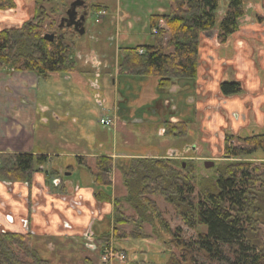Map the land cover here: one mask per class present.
Returning <instances> with one entry per match:
<instances>
[{"label": "trees", "instance_id": "1", "mask_svg": "<svg viewBox=\"0 0 264 264\" xmlns=\"http://www.w3.org/2000/svg\"><path fill=\"white\" fill-rule=\"evenodd\" d=\"M82 1L94 13L106 11L92 0ZM167 1L172 3L170 11L151 18V29L158 28L160 21L167 23L166 46V32L158 29L152 44L121 48L117 61L119 75L156 78L160 99L177 83L196 81L202 36L217 31L224 43L239 31L240 21L247 16V3L254 0ZM59 2L63 7L53 5L51 14L69 8L67 0ZM50 4L51 0H36L31 21L0 32V71L47 79L52 74L66 76L75 70L79 34L72 28H57L59 23L48 14L46 6ZM15 7L14 0H0V11ZM48 19L50 25H46ZM54 32V41L45 40V35ZM219 90L225 97H238L244 91L239 81L222 82ZM163 132L169 137L185 139L189 136V124L168 120L163 124ZM222 158L226 163L216 166L213 174L206 177L195 163L188 162L183 167L185 162L175 158L131 155L128 159H114L99 155L90 166L87 156H77L78 166L91 173L93 185L100 191L98 196L113 205L112 229L98 238L102 260L111 263L112 259H105L108 253H125L120 249L124 241H150L153 235L145 228L149 225L156 236H168L170 245L182 254L170 253L166 264H191L196 253L226 264H264V232L260 228L264 226V134H226ZM256 158L262 161L256 163ZM49 160L45 155L1 153L0 181L30 183L33 174L42 171ZM115 170L120 173L127 192L122 198L112 196ZM155 197L163 198L177 217L196 231L195 240L183 239L180 229L170 227ZM127 208H132L135 215H128ZM0 264L50 262L34 248L31 234L0 232Z\"/></svg>", "mask_w": 264, "mask_h": 264}, {"label": "rangeland", "instance_id": "2", "mask_svg": "<svg viewBox=\"0 0 264 264\" xmlns=\"http://www.w3.org/2000/svg\"><path fill=\"white\" fill-rule=\"evenodd\" d=\"M95 1H98L108 8L107 18L103 20L104 18L102 16H97L94 12L88 16L85 25L86 33L84 35H79L77 41L75 70L66 76L52 74L47 79H38V82L35 84L36 91L24 88L20 93V95L27 98V101L30 103L36 100L39 105L45 107L50 106L51 108L50 112L42 116L38 114L34 120V134L29 146H32L35 151H43L46 153L65 151L69 153L71 148H66V145L69 144L73 146V151L84 150L90 153L97 151L100 153L95 154L99 155H102V152H107L108 149L112 151L118 147L121 155H115V159H128L131 158V156L127 155L133 154L152 153L160 154L161 156L167 154L166 157L168 158L184 161L185 167L188 162L195 163V165L202 170L200 173L207 177L213 174L216 166L224 164L227 161L222 158L226 134L247 136L251 135L252 131L264 134V120L260 123V127L255 125L259 118H263L261 115H264V98H262L264 95L258 99L247 98L245 100H240V98H238L237 102H234L235 100L225 99L227 97L224 96V99L215 96L214 93L218 90V82H215V86L209 89L206 87L207 84L205 85L203 81L199 82L201 84L200 86L196 85V82H179L177 86H175L177 89L173 88L169 93V99L172 100V105L165 108L163 111L164 114L162 113V123L164 120L173 121V119H176L174 118L175 114L179 119L182 118V120L190 123L189 136L185 140L163 135V131L161 132V130H159V127L161 129L163 124H160V121L157 120L152 121L151 125L146 123L134 124L130 122V120L134 118L145 119V114L148 113L150 104L144 106L142 112L132 113L130 110H127V105L124 101H119L118 105L122 115L120 121L119 119L116 120L115 131H113L114 128L112 127H104L100 122V118H102L103 115L109 117L107 114H113L114 104L117 103L115 102V97L119 96L125 100L130 95L131 100L134 95H137L138 91L143 89L138 79L136 80L138 83H131L130 81L135 79L124 75L117 77V71L113 64H115L117 60L120 49L152 44L155 39L154 35L158 34V29L166 32L164 38V45L166 46L169 37L167 23L165 20L160 21L158 26H156L158 28L151 29V18L155 15L165 14V9L168 10L166 7L169 1ZM53 5L59 7L63 6L60 2L55 3V0H51V4L46 6L50 19L55 18L59 23L62 17V10H59V13L56 15H54V13L51 14ZM67 5H69L68 2ZM53 10L56 9L54 8ZM223 10L224 9H222L221 13L219 12V20H222ZM246 11L247 16L245 15L240 21L239 31L227 38L224 43L221 42L217 31H212L202 36L200 41V53L203 57L201 60L202 69L213 72V70H211L212 68L221 70L222 65L226 64V69L230 68L234 71L235 68H239L240 70L246 58H251V60L254 59L258 66L260 62L263 61L264 67V0L248 2ZM168 12L169 11H167V13ZM16 13H19V11ZM124 13H128L129 16H131V30H125L126 26L120 23V16L121 14L123 16ZM50 19H48L49 22H47L46 25H50ZM54 27H56V25ZM47 28L50 31V27L47 26ZM155 29L157 31H155ZM52 31H54V29H52ZM249 41L251 42L248 43ZM257 43L263 46V49H261V56L258 57V59L255 57L253 58L249 51H245L246 53L243 58L237 56L238 53L244 54L242 53L243 50L249 49L247 44L255 46ZM94 51L99 55H106V58L103 60L112 61H110L112 63L110 70L108 69L107 74L104 73V75L99 78L98 83L95 84V86H97L96 88H93L89 76L92 78L96 76L99 63H93L92 65V63L90 64L88 62L89 56ZM171 51L172 50L167 51V53ZM219 53L226 57V60H218L217 56H219ZM214 62L215 64H213ZM211 65H213V67ZM259 68L261 69L260 66ZM262 71L263 73L260 77L264 82V68ZM17 75L20 77V74ZM222 75L223 72L214 80H221ZM252 75L256 76L255 74ZM252 75H248L245 81V84L248 86L251 84L249 82ZM108 76L111 77L108 78ZM23 78L31 82L34 75L26 73V76ZM146 79L147 78L141 81L144 82ZM112 80L115 81L114 84H112ZM11 82L12 81L4 79L0 81V99L3 97L1 95V88H3L5 92L7 86ZM129 86L130 89H128ZM207 91H209V93ZM192 95H197L199 99L192 101ZM99 102H103V105L99 106ZM229 105L232 109L230 112H228ZM173 107L176 109H173ZM69 109L74 111L72 116H68L67 114V110ZM224 109L227 110L228 116L225 115ZM54 111L62 118L60 123L56 121ZM243 115L245 120H242ZM187 144L189 147L187 148L188 151L185 153L184 148ZM175 152L180 155H176ZM52 159H50L45 166L48 171L53 170L56 161H59L55 160L52 162ZM90 159L92 160L93 158L90 157ZM60 160L65 161L64 168L70 165V163H68L70 161H68V158H61ZM73 161L74 164H76V158H73ZM261 161V158L255 159L256 163H260ZM206 162H214L215 166L206 168ZM83 170L86 176L82 178V181L89 184L90 180L93 181L92 175L85 169ZM67 174L70 175V171H65V175ZM112 179L114 182V194L112 190V196L116 198L124 197L127 192L123 187L120 173L115 170ZM195 192L197 195V188ZM153 199L163 212L164 218L167 220L170 227L173 230L180 229L183 239L191 241L197 238L196 231L188 227L181 218L177 217L170 204L166 203L161 197H155ZM127 214L134 216L135 211L132 208H127ZM110 220V216H105L101 221V229L96 226L94 227V231L97 228L100 229V234L101 231L103 233L110 231L112 229ZM130 228L133 229L131 226ZM145 228L149 234L153 235V238L148 242L124 241L120 249L125 253L113 252L116 254L122 253L124 256L126 254L127 259L121 261L119 258L115 257L111 263L102 260V246L99 244H92L94 249L90 247L85 250H72L70 253L65 252L60 254L59 252L57 255H61V259L54 257L55 255L51 258L50 254H44L37 247L33 246L40 253L41 257L49 261L50 264H89L90 262L93 264H166L170 253L182 256L180 251L174 249L172 245H170V238L168 236L165 234H161L160 237L156 236L153 234L149 225H146ZM260 228L262 232H264V226ZM191 260V264H226L224 262L210 261L198 253L194 254ZM190 261L188 263H190Z\"/></svg>", "mask_w": 264, "mask_h": 264}, {"label": "crops", "instance_id": "3", "mask_svg": "<svg viewBox=\"0 0 264 264\" xmlns=\"http://www.w3.org/2000/svg\"><path fill=\"white\" fill-rule=\"evenodd\" d=\"M14 1L16 4L14 9L0 11V32L4 29L21 27L23 24L33 19L36 0ZM92 1L102 7H105L98 1ZM57 2H59V0H55V3ZM67 2L70 3L71 0H67ZM171 7L172 3L168 2L166 7L168 10L165 9L166 13L167 11H170ZM105 8L107 11L108 8ZM17 11H19V13H16ZM106 18L107 17L103 20H106ZM120 23L123 24V26H126L125 30L130 29L132 26L131 16H129L128 13H124L123 16L121 14ZM250 42L251 41L248 43ZM261 46L258 43L255 46L247 44L249 49L243 50L242 53L244 54L238 53L237 56L243 58L245 53L249 51L253 58L255 57L258 59V57L261 56V49H263V46L262 48ZM118 56L119 54L117 55V60L113 65H115L117 77H120L121 75L118 74L117 69ZM105 58L106 55H99L96 51H94L89 56L88 62L90 64L92 63V65L93 63H99V66H102L103 64L108 66L111 60H103ZM202 58V54L200 53V66L198 78L195 81L196 85L200 86L201 84L199 82L203 81L205 85L207 84L206 87L210 89L212 86H215V82H218V90L214 93L217 98L220 97L224 99L225 97H223L220 93V83L231 81L241 82L244 91L239 97H227L225 99H233L235 100L234 102H237L238 98H240V100H245L247 98L258 99L264 95V82L260 77L263 73L262 69L264 68L263 61H261L259 65L261 69L254 59L251 60V58H246L243 66H241L242 69L240 70L239 68H235L234 71L230 68L226 69L227 65L223 64L221 70L212 68V72L201 68ZM217 59L226 60V57L219 53ZM213 64H215V62ZM211 66L213 67V65ZM222 72L223 75L221 76V80H214L217 79ZM101 73L102 72H97L96 76L93 78L89 76L91 83L93 84V88L97 87L95 84H97L99 78L104 75V73L102 75ZM17 74L18 73L7 74L6 72L0 71V81L4 79L13 82L7 86L5 92L3 88H1V95L3 97L0 99V149H2V151L27 152L48 156L51 159L53 158L52 162L59 160L56 161L55 168L51 171H59L62 173L65 169L71 168L70 171L72 172V175L62 182L60 180L61 175L58 177L55 173L50 174V171L43 167L42 171L34 175L30 184H5L0 182V231L23 235L31 234L32 244L35 247H37L42 253H48L51 256L55 255L54 257L59 259H61V255H57L59 252L60 254L65 252L70 253L72 250H85L90 247L94 249L92 244H99L98 238L100 235L104 234L102 231L101 234L99 233V230L101 229V221L105 218V216H110V218L112 217L113 205L112 203L102 200L98 196L100 191L94 187L92 180H90L89 184L82 181V178L86 176L85 172L78 166L77 162L74 164L73 158H76L77 156H87L89 158V165L93 166L94 157L99 154H95L97 151L91 153L84 150L73 151V146H70L69 144L66 145V148H71L69 153L65 151L46 153L43 151H35L32 146L30 147L29 145L31 144L34 134L35 118L38 114H41L42 116L43 114L45 115L50 112L51 108L50 106L45 107L43 105H39L36 100L30 103L27 101V98L22 97L20 93L24 88L36 91L35 84L38 82V78L34 75V78L30 82L23 78L26 74H20V77ZM252 74H255L256 76ZM248 75H252L249 82L251 84L249 86L245 84ZM110 77L108 76V78ZM128 77L135 79L131 80V83H138L136 80H140L139 82L143 89L138 91L137 95L133 96V99L130 100V95L128 94L129 96L123 100L127 105V110H130L132 113H140L144 110V106L150 104L148 113L145 114V119L134 118L130 120V122L134 124L146 123L151 125V122L156 120L160 121V124H164L168 121L164 120L162 123V113L165 108L172 105V100L169 99L170 94L163 97V99H160V93H158V80L156 78H147L146 81L143 82L141 80H145V78L132 76ZM114 82L115 81L112 80V84H114ZM128 89H130V86ZM207 92L209 93V91ZM192 98V101L199 99L197 95H192ZM115 102H117L116 98ZM116 104L118 105L119 102ZM116 104H114L113 107V114H107L115 121V125L112 127L114 128L113 131H115L116 128V120L119 119L120 121L122 115L117 112ZM102 105L103 102H99V106ZM173 109L176 108L173 107ZM224 110L225 115L228 116V113L226 112L227 110ZM230 111H232V109L229 105L228 112ZM67 114L68 116H72L74 111L69 109L67 110ZM54 116L56 117V121L58 123L62 121V118L58 116L57 112H55ZM174 116L176 119H173V121L169 120L170 122L176 123L184 121L182 118L179 119L176 114ZM261 116H263V118L261 117L259 120L256 118L257 123H255V125L258 127H260V123L264 120V115ZM242 120H245L244 115L242 116ZM188 124L190 127L189 122ZM159 130L162 132L163 127L161 129L159 127ZM253 133L255 132L252 131V134ZM188 147L189 145L187 144L184 148L185 153L188 151ZM119 152L120 149L117 147L116 149L106 153L115 159V155H121ZM175 154L177 155L179 153L175 152ZM133 155L166 157L167 154L164 156L152 153ZM90 157L93 159L91 160ZM61 158H68V161L70 160L68 162L70 165L64 168L65 161L60 160ZM96 226L100 227V229L97 228L94 231V227Z\"/></svg>", "mask_w": 264, "mask_h": 264}, {"label": "flooded vegetation", "instance_id": "4", "mask_svg": "<svg viewBox=\"0 0 264 264\" xmlns=\"http://www.w3.org/2000/svg\"><path fill=\"white\" fill-rule=\"evenodd\" d=\"M76 0H71V2L69 3V8L68 9H66V11L65 10H62V12L63 11H65V15H63L61 18H60V20H59V24L57 25V28H59V29H61V30H63V29H65L66 27H67V25H68V23H69V21H68V16H67V11L70 9V7H71V5H72V3H74ZM76 11H77V19L76 20H79L81 17H85V23H84V27H85V25H86V22H87V18H88V16L90 15V14H93V12L88 8V6H87V4L84 2V6H81V7H78L77 9H76ZM95 15H97V16H102L103 18H105V17H107V11H99V12H96L95 13ZM101 18V17H100ZM67 28H72L73 30H74V27H67ZM75 31V30H74ZM54 35H55V32H54ZM56 35H58V34H56ZM109 62V61H108ZM110 66H112V63L110 62L109 63V65L107 66H105L104 64L102 65V66H99V67H97L98 69V72H102L101 73V75L103 74V73H105V74H107V71H108V69L110 70ZM116 99H117V102H119V101H123L124 99H122L121 97H115ZM119 99V100H118ZM117 112L118 113H121V109H119V106L117 107ZM104 116V115H103ZM103 148H104V146H103ZM107 152H110V150L108 149L107 150ZM1 153H6V154H18V153H26V154H33V155H40V154H35V153H27V152H11V151H2V150H0V154ZM96 153H99V152H96ZM103 154L102 155H107V153L106 152H102ZM97 156H99V155H97ZM97 156H95V157H97ZM107 156H109V155H107ZM127 156H131V155H127ZM95 157H94V159H95ZM117 157H119V156H117ZM51 159V158H50ZM49 162V161H48ZM46 166V165H45ZM44 166V167H45ZM71 170V168H67V169H65V171H70ZM65 171H63L62 173H60L59 171H50L49 173L51 174V173H55V175H57L58 177H59V175H61L60 176V180L62 181V182H64L68 177H70L71 175H72V172L70 171V175L69 174H67V175H65ZM38 173V172H37ZM36 174V173H35ZM35 174H33V176H32V179H33V177H34V175ZM32 179H31V181H32ZM0 182H2V183H5V184H15V183H12V182H3V181H0ZM31 183V182H30ZM29 182H26V183H20V184H30ZM112 216V215H111ZM0 232H2V231H0ZM32 236V235H31ZM89 237V236H88ZM94 238V237H93ZM95 239V238H94ZM85 245V244H84ZM51 258H53L52 256H51Z\"/></svg>", "mask_w": 264, "mask_h": 264}, {"label": "water", "instance_id": "5", "mask_svg": "<svg viewBox=\"0 0 264 264\" xmlns=\"http://www.w3.org/2000/svg\"><path fill=\"white\" fill-rule=\"evenodd\" d=\"M81 6H84V1L82 0H76L74 3H72L70 9L67 11V16L69 21L67 27H74L76 33H78L79 35H84L86 33L84 27L85 17H81L79 20H76L77 19L76 9ZM45 40L52 42L55 40V35L47 34L45 35ZM214 166H215L214 162L205 163L206 168H212ZM183 167H185V164L183 165Z\"/></svg>", "mask_w": 264, "mask_h": 264}, {"label": "built area", "instance_id": "6", "mask_svg": "<svg viewBox=\"0 0 264 264\" xmlns=\"http://www.w3.org/2000/svg\"><path fill=\"white\" fill-rule=\"evenodd\" d=\"M155 31H157L155 29ZM143 51H140V53H142ZM100 122L101 124L104 125V127H113L115 125V121L113 118L111 117H105L102 116V118H100ZM119 258L121 261L125 260V256L121 253V254H114L113 252L108 253V255L105 257V259H112L113 258Z\"/></svg>", "mask_w": 264, "mask_h": 264}]
</instances>
